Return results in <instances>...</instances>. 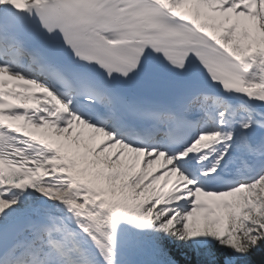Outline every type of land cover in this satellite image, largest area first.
Segmentation results:
<instances>
[{
  "label": "snow or ice",
  "instance_id": "obj_1",
  "mask_svg": "<svg viewBox=\"0 0 264 264\" xmlns=\"http://www.w3.org/2000/svg\"><path fill=\"white\" fill-rule=\"evenodd\" d=\"M0 264H264V0H0Z\"/></svg>",
  "mask_w": 264,
  "mask_h": 264
}]
</instances>
